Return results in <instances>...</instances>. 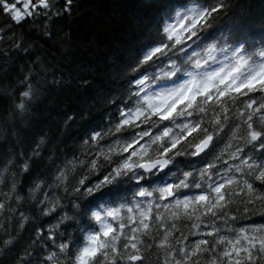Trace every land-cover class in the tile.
<instances>
[{
	"label": "snow or ice",
	"instance_id": "snow-or-ice-1",
	"mask_svg": "<svg viewBox=\"0 0 264 264\" xmlns=\"http://www.w3.org/2000/svg\"><path fill=\"white\" fill-rule=\"evenodd\" d=\"M94 5L0 0V264H264V0ZM120 30L115 88L94 83L99 63L69 71ZM73 81L61 123L83 131L46 155L39 105Z\"/></svg>",
	"mask_w": 264,
	"mask_h": 264
},
{
	"label": "trees",
	"instance_id": "trees-1",
	"mask_svg": "<svg viewBox=\"0 0 264 264\" xmlns=\"http://www.w3.org/2000/svg\"><path fill=\"white\" fill-rule=\"evenodd\" d=\"M245 5L249 3H256L258 0H241ZM132 3V0H95V7H98L101 12H117L123 14L124 10H126ZM93 5L91 3L86 5V7L91 10ZM103 19V17H99ZM70 24H75L79 27H84L86 24H90L91 20L85 21L82 17L77 18L74 21H69ZM0 26H6L4 24V17H0ZM27 26L24 29H16L17 34L20 32L27 33ZM132 34L126 33L124 30H120L117 33H108L102 40L100 49L94 51L92 49H77L73 53V57H79V59H74L72 61V65L69 67V71L75 75V73L79 72L80 69L76 67L75 63H79L81 61H90L92 63H99V73L95 74V82L97 83V87L101 90L107 92L110 89L115 88V85L111 82V73L108 72L105 74L104 70V61L107 57H111L112 59L117 58L121 55V50L119 48H114V42H123L130 39ZM5 68L8 65H4ZM13 67L16 68V71H19V66L13 64ZM15 73H13V77ZM83 96V92L78 91L75 87V81L72 84L64 86L58 92H50L48 96H46L40 103L39 107L45 111L46 114H50L49 124L51 126V143L47 146L48 153H55L59 150V153L63 155L67 149H72L76 145V141L78 137L81 135L83 128L82 123L72 124L70 126H66L61 123L62 118L65 113L71 114V112L79 106V102L81 97ZM89 119L93 122L100 121L102 119L106 120L107 117L105 115V110L102 104L99 101H96V106L91 109V115ZM59 124V128L57 125ZM3 125H0L2 128ZM71 178V176H70ZM260 211H264L261 209ZM43 219V218H42ZM252 219L260 221V212L258 211ZM187 221L183 223L178 222V226L184 228V225ZM98 227V225H97ZM186 230V229H185Z\"/></svg>",
	"mask_w": 264,
	"mask_h": 264
}]
</instances>
